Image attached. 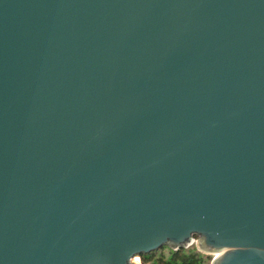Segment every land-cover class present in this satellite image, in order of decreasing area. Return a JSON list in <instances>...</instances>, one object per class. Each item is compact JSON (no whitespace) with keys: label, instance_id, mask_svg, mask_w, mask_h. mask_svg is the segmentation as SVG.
<instances>
[{"label":"water","instance_id":"obj_1","mask_svg":"<svg viewBox=\"0 0 264 264\" xmlns=\"http://www.w3.org/2000/svg\"><path fill=\"white\" fill-rule=\"evenodd\" d=\"M264 264V0H0V264Z\"/></svg>","mask_w":264,"mask_h":264},{"label":"trees","instance_id":"obj_2","mask_svg":"<svg viewBox=\"0 0 264 264\" xmlns=\"http://www.w3.org/2000/svg\"><path fill=\"white\" fill-rule=\"evenodd\" d=\"M212 256L199 252L195 245L178 252L164 248L156 253L141 256L142 264H211Z\"/></svg>","mask_w":264,"mask_h":264},{"label":"rangeland","instance_id":"obj_3","mask_svg":"<svg viewBox=\"0 0 264 264\" xmlns=\"http://www.w3.org/2000/svg\"><path fill=\"white\" fill-rule=\"evenodd\" d=\"M194 240H195V242H196V243H195V247H196V245H198V242L200 241V238L196 237ZM168 249H169V248H168ZM171 250H172V249H171ZM212 257H213V256H212ZM138 258L141 259V257H138ZM135 262H138V259H136ZM137 264H139V263H137ZM141 264H142V261H141Z\"/></svg>","mask_w":264,"mask_h":264},{"label":"built area","instance_id":"obj_4","mask_svg":"<svg viewBox=\"0 0 264 264\" xmlns=\"http://www.w3.org/2000/svg\"><path fill=\"white\" fill-rule=\"evenodd\" d=\"M195 243H196V242L194 241L193 245H195ZM213 258H214V257H213ZM136 259H138V263L141 264V259H140V258H136ZM136 259H135V260H136ZM135 260H134V261H135ZM133 264H135V263H133ZM136 264H137V262H136Z\"/></svg>","mask_w":264,"mask_h":264},{"label":"bare ground","instance_id":"obj_5","mask_svg":"<svg viewBox=\"0 0 264 264\" xmlns=\"http://www.w3.org/2000/svg\"><path fill=\"white\" fill-rule=\"evenodd\" d=\"M133 263H135L136 264V262L134 261ZM138 263V262H137Z\"/></svg>","mask_w":264,"mask_h":264}]
</instances>
